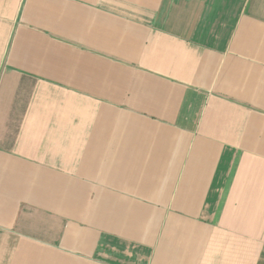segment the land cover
Segmentation results:
<instances>
[{"label":"crops","instance_id":"obj_1","mask_svg":"<svg viewBox=\"0 0 264 264\" xmlns=\"http://www.w3.org/2000/svg\"><path fill=\"white\" fill-rule=\"evenodd\" d=\"M0 264H264V0H0Z\"/></svg>","mask_w":264,"mask_h":264}]
</instances>
